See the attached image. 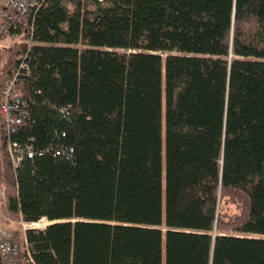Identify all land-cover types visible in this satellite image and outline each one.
I'll return each instance as SVG.
<instances>
[{"label": "trees", "instance_id": "obj_1", "mask_svg": "<svg viewBox=\"0 0 264 264\" xmlns=\"http://www.w3.org/2000/svg\"><path fill=\"white\" fill-rule=\"evenodd\" d=\"M19 31L0 188L47 222L35 264H264V0H41Z\"/></svg>", "mask_w": 264, "mask_h": 264}, {"label": "built area", "instance_id": "obj_2", "mask_svg": "<svg viewBox=\"0 0 264 264\" xmlns=\"http://www.w3.org/2000/svg\"><path fill=\"white\" fill-rule=\"evenodd\" d=\"M41 0H3L0 5V36L16 38L25 18L38 7ZM7 80L0 92V120L3 129L8 130L11 125L20 122V97L15 90V79ZM11 144L8 151L13 157ZM30 228L32 224H29ZM24 234V233H23ZM22 239H25L23 236ZM20 246V247H19ZM24 248V249H23ZM0 261L1 264H35L27 247L19 244L11 236H6L0 228Z\"/></svg>", "mask_w": 264, "mask_h": 264}, {"label": "rangeland", "instance_id": "obj_3", "mask_svg": "<svg viewBox=\"0 0 264 264\" xmlns=\"http://www.w3.org/2000/svg\"><path fill=\"white\" fill-rule=\"evenodd\" d=\"M15 40L9 37L0 38V47L8 46ZM0 127L1 126V120H0ZM3 202H4V192L3 189L0 188V228L1 231L6 236L14 237L15 235L21 236V239L24 236V232L26 229L30 228L29 224L24 223L21 220V217H12L9 214H7L3 208ZM220 212L225 215L226 217L235 216L238 213V207L233 202L225 201L221 204ZM47 225V222L45 220H41L38 223L32 224L31 227H34L36 229H41Z\"/></svg>", "mask_w": 264, "mask_h": 264}, {"label": "bare ground", "instance_id": "obj_4", "mask_svg": "<svg viewBox=\"0 0 264 264\" xmlns=\"http://www.w3.org/2000/svg\"><path fill=\"white\" fill-rule=\"evenodd\" d=\"M14 158V157H13ZM34 224V223H33ZM21 245H22V247L24 246H26L27 247V249H28V246H27V243H26V239H22V242H21ZM20 247V246H19ZM24 249V248H23ZM28 251H29V249H28Z\"/></svg>", "mask_w": 264, "mask_h": 264}, {"label": "crops", "instance_id": "obj_5", "mask_svg": "<svg viewBox=\"0 0 264 264\" xmlns=\"http://www.w3.org/2000/svg\"><path fill=\"white\" fill-rule=\"evenodd\" d=\"M2 2H3V0H0V5H1Z\"/></svg>", "mask_w": 264, "mask_h": 264}, {"label": "water", "instance_id": "obj_6", "mask_svg": "<svg viewBox=\"0 0 264 264\" xmlns=\"http://www.w3.org/2000/svg\"><path fill=\"white\" fill-rule=\"evenodd\" d=\"M0 264H1V262H0Z\"/></svg>", "mask_w": 264, "mask_h": 264}]
</instances>
